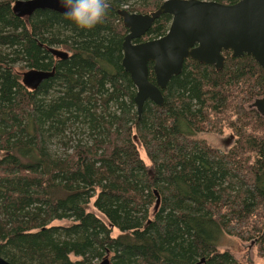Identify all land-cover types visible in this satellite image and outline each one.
Segmentation results:
<instances>
[{"label":"trees","instance_id":"obj_1","mask_svg":"<svg viewBox=\"0 0 264 264\" xmlns=\"http://www.w3.org/2000/svg\"><path fill=\"white\" fill-rule=\"evenodd\" d=\"M141 1L134 11L148 13L163 0ZM215 1L230 4L237 0ZM10 4L0 2V14L3 9L18 27L12 36L27 58L41 50L38 40L44 42L43 29L56 36L70 29V36L82 39L87 32L101 39V44L97 47L81 40L76 53L57 60L53 75L36 89L22 83V69L0 63V235L23 252L17 257L24 263L0 255L12 264H40L33 255L54 258L49 264H72L64 254L66 248L49 249L44 243L49 228L40 227L48 215L65 205L73 206L80 194L89 191L79 189V181L86 180V184H100L95 189L103 212L113 222L124 224L122 229L114 227L118 231L113 235L112 229L104 230L100 239L102 244L117 248V264H127L131 259L134 264H196L201 258H205L203 264H257L241 262L228 250H220V237L233 229L255 239L260 264H264V114L249 107L253 97L264 93V69L253 57H232L226 51L218 70L187 58L181 72L161 90V104L146 100L142 114L129 125L131 115L126 108L120 117L108 113L116 122L117 127H113L111 119L104 121L103 113L97 115L91 110V91L96 86L91 78L102 82L101 87L106 81L111 87L109 95L116 99L126 95L130 104L135 103L136 91L119 62L120 37L126 28L114 7L109 6L102 23L84 30L49 9H37L31 16L45 17L52 25L17 17ZM116 19L121 24L114 26ZM169 22V15H160L145 35H161ZM103 29L112 36L103 38ZM2 31L0 24V43L7 44L9 36ZM74 57L79 64H87L89 76H82L75 65L68 69L59 66V62ZM103 60L111 67L102 65ZM148 77L154 82L151 71ZM55 78L60 79L64 93L59 104H44L45 114L40 116L37 94ZM82 83L84 87L76 91ZM72 113L82 117L92 133L104 135L106 143L98 157L91 156L98 154L94 148L69 138L64 141L68 150L62 156L49 153L50 121L63 127L64 115ZM233 115L235 138L225 144L227 149H215L197 138ZM134 137L139 138L142 150ZM144 172L148 174L142 178L140 173ZM116 174L127 183L114 182ZM156 183L160 205L149 213L144 204L150 201L149 188ZM96 224L98 220L90 214L81 220V226ZM71 250L84 253L79 242Z\"/></svg>","mask_w":264,"mask_h":264},{"label":"rangeland","instance_id":"obj_2","mask_svg":"<svg viewBox=\"0 0 264 264\" xmlns=\"http://www.w3.org/2000/svg\"><path fill=\"white\" fill-rule=\"evenodd\" d=\"M14 0H0V2H9L10 5H12ZM109 6L114 7V13H116V9L125 8L130 12H136L134 11L138 6L142 5L141 0H120L116 2L115 0H107ZM11 8V7H10ZM153 9H150L151 11ZM2 14H0V24L2 25L3 31L1 33L7 34L9 36V41L7 44L0 43V63L5 62L3 65H8L9 67H13L14 69H22L21 72L31 69V68H37L42 69L45 67L51 68V66L57 65V60L63 59V58H57L53 54V50H62L66 51L70 56L76 53L77 48L81 47V43L84 40H89L92 42L93 45L99 46L101 44V39H96L92 37L87 32L83 35L84 39L77 38V35H75V38L70 36V29L63 30L60 32L59 35H52V32L50 29H43L42 38L44 42H39V46L42 47L41 50H37L36 54L32 58H27L25 53L21 49V44L15 40V38L12 36L14 32L18 31V27L15 23H12L7 13L4 12V10H1ZM29 21H40L41 23H48L49 25H52L51 23L47 22L48 19L45 17H35L32 18V16H29ZM122 22V20H121ZM120 21L118 22V19L115 20L113 25H119ZM121 24V23H120ZM169 23L166 24V29L162 30L163 35L166 30L169 27ZM97 31H100L101 29H96ZM103 38H109L112 35L110 33H107L105 29L102 30ZM106 33V34H105ZM126 31L123 30L121 34V42L123 39L124 34ZM161 35L156 34H149L144 35L140 40H148L157 38ZM101 36V35H100ZM82 40V41H81ZM121 49V48H120ZM55 57V58H54ZM122 58V49L120 50V61ZM4 59V61H1ZM29 59V61H28ZM102 65L108 66L107 68L111 67L108 61H102ZM80 61L74 57L73 59H69L66 63L59 62V66H61L64 69H68L69 66L75 65L76 68L81 70L82 76L86 77L89 76L91 73V70L88 69L87 64L81 63ZM32 65V67H30ZM96 81L95 88L91 91V110H94L97 115L104 114L105 118L104 121L111 119L108 116V113L114 114L116 117H120L122 114L124 108L130 113L131 118L130 122H128V125L133 122L135 119V116L139 117L142 113V110L139 114H137V108L135 103H129V98L126 95H121L118 99L116 97L109 95L111 94V87L106 82L103 81V85L101 87V83L98 79L91 78ZM84 84L78 85L79 89L83 88ZM104 90H107L106 92ZM64 87L60 82L59 78H55L52 80L49 84V86L46 89H42L38 92L37 97L39 100V106H40V113L39 115L45 114L44 110L46 106L44 104L51 103L52 105H57L60 102V98L63 95ZM263 94L258 96H263ZM252 100L249 102L251 103ZM43 103V104H42ZM248 103V104H249ZM146 112V110L143 111V114ZM134 116V117H132ZM236 115L231 116V120L224 122L222 120L221 125L213 127L207 131L201 132L198 134L197 138L200 140H204L209 146L215 148V149H227L225 146V142L228 140L230 143L235 138V132H234V126L233 123H235ZM264 118V115H263ZM116 119V118H115ZM65 124L61 126L57 125V123H52L50 121L51 129L49 130V136L47 137V145L48 150L51 156L53 157H60L65 153L68 149L65 148L64 141H67L69 139L78 140L83 145L94 148L96 151L95 155H91L92 158H96L99 156V153L101 151L102 145H104L106 142L104 140V135H99L97 132L92 133V131L89 128V125L87 122H82L83 118L80 116H76L74 113L72 114H66L64 115ZM111 122L113 123V127L116 126V122L114 123L113 119H111ZM1 127V123H0ZM138 133L140 135L139 129ZM138 134L136 130H134V136L136 137ZM132 136V135H131ZM134 137V138H135ZM138 138V137H137ZM135 142L137 143L138 147L141 149L140 146V140L139 138H135ZM95 143L97 146H94ZM230 143V144H231ZM229 144V145H230ZM228 145V146H229ZM142 150V149H141ZM143 157V153L141 154ZM147 162V161H146ZM145 174H148L146 172L140 173L141 177ZM152 174V173H151ZM150 174V175H151ZM118 180V181H116ZM118 183H127V181L124 180L122 176L119 174H116L115 181ZM79 189L81 190H89L87 193L80 194L79 200L76 201V203L72 206L65 205L59 212L50 214L46 217L44 220V223L40 228H49L45 231L48 234L46 239H44V243L49 246V249H55V248H66L64 251V254H67V259L72 264H99V262L102 260L104 256H108L110 260V264H117L116 256H118L120 253L117 250V248L107 246L106 244H102L100 242V239L103 237V231L107 229H112L111 234L118 231L115 228L122 229L124 227V224H118L117 222H113L111 218H109L104 212V209L101 208L100 201H99V195L96 191V186H100L99 183L92 182L87 183L86 180L84 182L79 181ZM136 184V183H134ZM88 185V186H87ZM139 185V184H136ZM138 187V186H137ZM130 188V187H127ZM150 193L152 194V197L150 201L146 202L147 204H144V208L148 209V212L151 213L152 208H154L156 196L153 194V190L158 191V185L153 184L149 188ZM131 193L134 192L131 188L128 190ZM160 198V196H159ZM97 201V204H96ZM160 205V204H159ZM158 205V206H159ZM158 208V207H157ZM104 211V212H103ZM136 213V212H133ZM91 215L95 219L98 220L99 224L93 225V226H81V220L85 215ZM135 215V214H133ZM2 216L0 215V219ZM95 236V238L93 237ZM75 242H79L82 244V252L83 254H78L72 252V245L75 244ZM57 245L52 246V245ZM219 248L220 250H228L237 260L241 262H254L257 264H260L262 259L257 254V249L255 246V239H252V237L244 234H239L235 229L226 231L222 234V236L219 239ZM70 250V251H69ZM52 253L53 250H51ZM15 254V255H12ZM23 252L18 250L13 246V244L9 243V240H7V237L4 239L3 235H0V254L7 255L12 258L13 261L17 263V260L19 262H23L22 260L18 259L20 258ZM36 254H40V252H37ZM20 256V257H17ZM70 257V258H69ZM33 258L38 260L40 264H49L50 260H53L54 258H46L44 256H36L33 255ZM131 259V258H129ZM24 263V262H23ZM37 262L32 261L30 264H36ZM127 264H134L133 260H129ZM203 264V263H202Z\"/></svg>","mask_w":264,"mask_h":264},{"label":"water","instance_id":"obj_3","mask_svg":"<svg viewBox=\"0 0 264 264\" xmlns=\"http://www.w3.org/2000/svg\"><path fill=\"white\" fill-rule=\"evenodd\" d=\"M37 9L62 15L65 11L59 0H14L11 5L17 17H29ZM116 13L126 28L121 43V66L135 86L133 100L138 114L146 100L162 103L161 90L172 76L181 72L187 58L211 64L218 70L225 59L222 52L230 51L232 57L252 56L264 69V0H237L230 4L215 0H163L148 13L130 12L125 8L117 9ZM162 14L170 16L167 31L157 38L140 40ZM53 54L57 58L68 56L62 50H53ZM150 71L154 82L149 80ZM53 73L54 66L50 70L31 68L21 72V81L36 89ZM249 107L263 115L264 96L255 98ZM154 194L156 209L159 195L156 190ZM204 261L201 258L196 264ZM0 264L12 263L0 255ZM99 264H110L108 256Z\"/></svg>","mask_w":264,"mask_h":264},{"label":"clouds","instance_id":"obj_4","mask_svg":"<svg viewBox=\"0 0 264 264\" xmlns=\"http://www.w3.org/2000/svg\"><path fill=\"white\" fill-rule=\"evenodd\" d=\"M64 16L78 28L91 30L103 22L109 4L107 0H59Z\"/></svg>","mask_w":264,"mask_h":264},{"label":"flooded vegetation","instance_id":"obj_5","mask_svg":"<svg viewBox=\"0 0 264 264\" xmlns=\"http://www.w3.org/2000/svg\"><path fill=\"white\" fill-rule=\"evenodd\" d=\"M224 52H226V51H223V52H222L223 56H224ZM68 56H69V54H68ZM68 56H66V57H68ZM66 57H65V58H66ZM224 57H225V56H224ZM189 59H191V58H189ZM191 60H193V59H191ZM194 61H196V60H194ZM197 62H198V61H197ZM199 63H200V62H199ZM201 64H202V63H201ZM208 65H211V64H208ZM212 66H213V65H212Z\"/></svg>","mask_w":264,"mask_h":264}]
</instances>
